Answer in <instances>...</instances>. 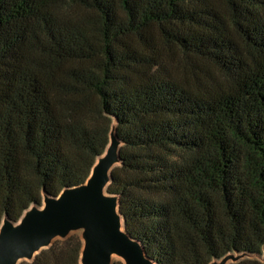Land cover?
Returning <instances> with one entry per match:
<instances>
[{
    "label": "trees",
    "instance_id": "16d2710c",
    "mask_svg": "<svg viewBox=\"0 0 264 264\" xmlns=\"http://www.w3.org/2000/svg\"><path fill=\"white\" fill-rule=\"evenodd\" d=\"M113 123L106 192L146 257L262 254L264 0H0V224L84 184Z\"/></svg>",
    "mask_w": 264,
    "mask_h": 264
},
{
    "label": "water",
    "instance_id": "95a60500",
    "mask_svg": "<svg viewBox=\"0 0 264 264\" xmlns=\"http://www.w3.org/2000/svg\"><path fill=\"white\" fill-rule=\"evenodd\" d=\"M120 146L115 127H111L108 146L84 184L64 189L57 197L43 195L42 207H30L16 224L4 219L0 264L30 261L54 240L78 230L82 240L79 264H111L112 255L123 264H154L141 244L123 230L118 198L106 192L110 172L119 164Z\"/></svg>",
    "mask_w": 264,
    "mask_h": 264
},
{
    "label": "rangeland",
    "instance_id": "374dc122",
    "mask_svg": "<svg viewBox=\"0 0 264 264\" xmlns=\"http://www.w3.org/2000/svg\"><path fill=\"white\" fill-rule=\"evenodd\" d=\"M112 127H115L114 123H113ZM40 207H42V205ZM76 233L78 235H80L81 230L76 231ZM225 258H227V259H226L224 264H237V263L245 261V260H254V261H258V262H263L264 261V249H263L261 255H249L246 253H231V254L226 255L221 260H217V261H213V262L219 264ZM21 261L22 260H20L19 262H21ZM121 261L122 260L117 256H113L111 259V263L121 262Z\"/></svg>",
    "mask_w": 264,
    "mask_h": 264
},
{
    "label": "bare ground",
    "instance_id": "6f19581e",
    "mask_svg": "<svg viewBox=\"0 0 264 264\" xmlns=\"http://www.w3.org/2000/svg\"><path fill=\"white\" fill-rule=\"evenodd\" d=\"M115 256V255H112V257Z\"/></svg>",
    "mask_w": 264,
    "mask_h": 264
}]
</instances>
